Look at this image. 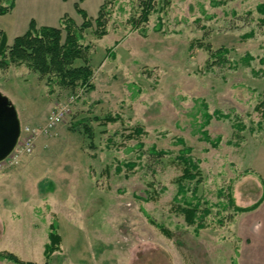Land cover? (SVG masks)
<instances>
[{"label":"rangeland","instance_id":"obj_1","mask_svg":"<svg viewBox=\"0 0 264 264\" xmlns=\"http://www.w3.org/2000/svg\"><path fill=\"white\" fill-rule=\"evenodd\" d=\"M143 1L111 0L106 35L84 31L88 90L0 69L21 129L64 109L29 155L0 166V253L44 264L54 222L52 264H264V0H151L146 22ZM76 3L15 0L0 30L10 45L31 21L80 26ZM102 3L80 7L94 19ZM183 153L194 179H180Z\"/></svg>","mask_w":264,"mask_h":264},{"label":"trees","instance_id":"obj_2","mask_svg":"<svg viewBox=\"0 0 264 264\" xmlns=\"http://www.w3.org/2000/svg\"><path fill=\"white\" fill-rule=\"evenodd\" d=\"M83 1L85 0H78L79 3L74 4L75 12L82 19L80 26H77L66 15L59 19L57 27H38L34 21H31L27 30L23 34L16 36L10 45L7 43L5 33L0 30V69L5 70L11 66L25 65L28 69L39 74L40 77L57 78V83L60 86L68 87L72 90L81 85H86L87 90L92 88L89 82L93 71L89 66V58L87 57L89 46L82 44L81 41L84 39V31L89 29L99 39L106 35L105 26L107 19L105 18L104 8L111 0H103L94 19L88 17L87 13L80 7ZM150 1L142 2L143 8L139 21H147L146 17L152 7ZM14 6L15 0H0V16L12 12ZM257 12L261 16L260 24L264 26V2L257 7ZM76 62H81L82 64L76 66ZM263 105L264 102L259 106ZM117 119L118 117L116 116H107L104 118L103 123H114ZM142 131V128H136L128 138L139 137ZM85 132L91 137L87 126L85 127ZM188 151L189 149L185 148V152ZM153 154L163 155L162 152H153ZM179 159L184 164L180 179H194L195 175L199 173L198 167L192 162L190 157H184V153ZM203 212L208 214L206 210H203ZM184 213L187 214L186 210ZM187 217L191 218L190 216ZM155 226L164 235L170 236L169 231L163 229L160 225ZM49 229L48 243L44 245L43 249L44 264H52L50 257L53 253L59 251L61 243L57 225L53 222L50 224ZM0 259L8 260L13 264H33L32 262L22 261L11 253H0Z\"/></svg>","mask_w":264,"mask_h":264},{"label":"water","instance_id":"obj_3","mask_svg":"<svg viewBox=\"0 0 264 264\" xmlns=\"http://www.w3.org/2000/svg\"><path fill=\"white\" fill-rule=\"evenodd\" d=\"M20 129L16 109L10 100L0 93V162L15 147L20 136Z\"/></svg>","mask_w":264,"mask_h":264},{"label":"built area","instance_id":"obj_4","mask_svg":"<svg viewBox=\"0 0 264 264\" xmlns=\"http://www.w3.org/2000/svg\"><path fill=\"white\" fill-rule=\"evenodd\" d=\"M64 115V109H57L52 112L47 120L46 124L41 130H30L29 128L21 129L18 142L11 153L0 162V166L6 164L8 166H15L19 163L20 159L24 155H29L34 147V141L36 135L39 133L46 132L48 129L53 128L57 123H59Z\"/></svg>","mask_w":264,"mask_h":264},{"label":"crops","instance_id":"obj_5","mask_svg":"<svg viewBox=\"0 0 264 264\" xmlns=\"http://www.w3.org/2000/svg\"><path fill=\"white\" fill-rule=\"evenodd\" d=\"M59 17H60V16L56 17V18H58V19H57L56 26H58ZM37 25H38V26H41V25H39L38 23H37ZM56 26L53 25L52 27H56Z\"/></svg>","mask_w":264,"mask_h":264}]
</instances>
